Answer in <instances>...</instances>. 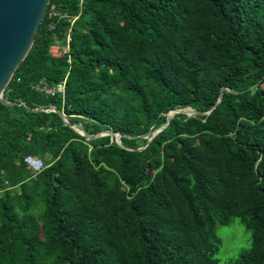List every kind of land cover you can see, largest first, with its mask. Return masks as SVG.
I'll use <instances>...</instances> for the list:
<instances>
[{"label": "trees", "instance_id": "1", "mask_svg": "<svg viewBox=\"0 0 264 264\" xmlns=\"http://www.w3.org/2000/svg\"><path fill=\"white\" fill-rule=\"evenodd\" d=\"M6 93L0 264H220L236 217L252 245L231 264H264V0H51Z\"/></svg>", "mask_w": 264, "mask_h": 264}, {"label": "water", "instance_id": "2", "mask_svg": "<svg viewBox=\"0 0 264 264\" xmlns=\"http://www.w3.org/2000/svg\"><path fill=\"white\" fill-rule=\"evenodd\" d=\"M50 2L51 0H0V103L9 106L15 105V102L6 93V88L13 79L20 64L32 49L36 34L46 15ZM225 90L229 89L223 88L217 104L209 110L198 111L192 107H187L175 109L171 112H174V114L186 113L188 117L209 114L221 102ZM48 109L58 112L66 125L85 136L87 140L111 135L113 141L123 147H127L122 143V136H125L122 132L100 130L91 134L82 123L74 124L71 122L68 116L56 105H42L35 110L44 111ZM186 109H191L192 112L189 113L185 111ZM171 112L168 114L167 123L164 126L158 128L152 127L147 133L141 135V137L147 138L148 143L152 141L175 117L173 114L171 115ZM145 147H142V149Z\"/></svg>", "mask_w": 264, "mask_h": 264}, {"label": "rangeland", "instance_id": "3", "mask_svg": "<svg viewBox=\"0 0 264 264\" xmlns=\"http://www.w3.org/2000/svg\"><path fill=\"white\" fill-rule=\"evenodd\" d=\"M217 232L222 240L217 254L220 264H231L252 245L251 232L240 218H234L229 225H219Z\"/></svg>", "mask_w": 264, "mask_h": 264}, {"label": "built area", "instance_id": "4", "mask_svg": "<svg viewBox=\"0 0 264 264\" xmlns=\"http://www.w3.org/2000/svg\"><path fill=\"white\" fill-rule=\"evenodd\" d=\"M59 14L58 10L55 6L51 9L49 12V19L51 20L49 23V26L51 29L55 28V16ZM72 40V36L70 33L67 34V41L66 44L60 45V44H54L50 47V53L54 57H61L64 55L70 54V43ZM37 89L41 91H45L48 95H54L56 92H64L65 91V84H60L57 87H50L47 82H41L39 85H37ZM26 162L29 165L30 168H32L35 172H40L45 168V163L42 159L34 157V156H28L26 158Z\"/></svg>", "mask_w": 264, "mask_h": 264}, {"label": "bare ground", "instance_id": "5", "mask_svg": "<svg viewBox=\"0 0 264 264\" xmlns=\"http://www.w3.org/2000/svg\"><path fill=\"white\" fill-rule=\"evenodd\" d=\"M183 111H184V110H183ZM185 111H188V112H189V111H192V110H191V109H186ZM178 112H179V111H178ZM172 114H173V116H175V114H177V113L174 114V112H173ZM172 114H171V115H172ZM165 124H166V123H165ZM165 124H163L162 126H164ZM160 127H161V126H160Z\"/></svg>", "mask_w": 264, "mask_h": 264}]
</instances>
